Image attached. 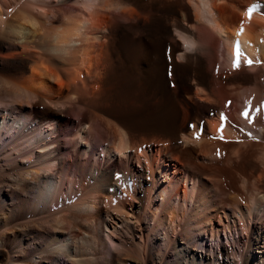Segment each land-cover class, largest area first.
Segmentation results:
<instances>
[{"label": "bare ground", "instance_id": "bare-ground-1", "mask_svg": "<svg viewBox=\"0 0 264 264\" xmlns=\"http://www.w3.org/2000/svg\"><path fill=\"white\" fill-rule=\"evenodd\" d=\"M245 6L225 15L229 28L213 0H0L9 264H96L80 235L104 248L101 264H264V181L248 188V170H264V0ZM200 28L221 40L219 80L245 67L228 81L253 85L231 86L221 109L204 69L219 48ZM172 40L174 60L171 48L164 54ZM129 63L146 95L159 90L167 116L154 134L168 138H135L110 109L109 86ZM181 150L184 158L170 154Z\"/></svg>", "mask_w": 264, "mask_h": 264}, {"label": "rangeland", "instance_id": "rangeland-1", "mask_svg": "<svg viewBox=\"0 0 264 264\" xmlns=\"http://www.w3.org/2000/svg\"><path fill=\"white\" fill-rule=\"evenodd\" d=\"M214 1V3H215V6H216V10H215V12H217V14L219 15V13L218 12H221L220 13V17H221V19H224V20H226V23L228 24V26H229V28L232 26V22L230 23V25H229V22L227 21V19H226V17L228 18L229 17V14L228 13H233V16H240L241 15V13L239 12L240 10L242 11V10H245L246 9V7L247 6H245L248 2H250L251 0H213ZM222 7L223 8H225V10L223 11V10H221L222 9ZM219 8H220V10H219ZM224 13H223V12ZM225 12H227V13H225ZM222 15V16H221ZM224 15V16H223ZM225 15H226V17H225ZM228 15V16H227ZM241 20H238V22L236 23V25L237 24H239V22H240ZM235 27H237V26H235ZM199 32L197 33L198 34V36H199V38L201 39V40H203L204 42H207V41H209V42H211L212 43V45H213V47H214V50L216 49V47H218L219 48V53H217V54H215L214 53V51H213V55H211V57L209 58V59H206L205 60V65H204V69H205V71L207 72L206 74H207V80L208 81H211V85H210V89H212L216 94L215 95H217V96H221V99H220V102H219V104H218V107H220V109H221V107H223V102L225 101L224 99H226V98H228V97H230L229 95H225V93L227 92V90H229V89H231V88H233V87H231V86H242V88H244V87H246L245 89H249V88H253V85H242V83L240 82V81H238L237 83H229V79L230 78H233V79H236V78H242L245 74H246V72H247V69L245 68V67H243V68H241L240 70H238L237 72H234V73H229L227 70L226 71H224V75H223V79H221V81L219 80V77H220V73H221V71H223V70H225V68L226 67H224L221 63V59L219 58L220 57V50H221V47H222V45H221V40H219L216 36H212L211 34H210V32L209 31H207L205 28H200L199 30H198ZM212 36V37H211ZM174 39V38H173ZM23 40H17V42L19 43V42H22ZM168 44H169V46H168ZM172 45V46H171ZM168 48H169V50H170V48H171V57L173 58V60L174 59H177L176 57V53H178L179 51H180V49L179 48H177V49H172V48H174L173 47V40L172 41H168L166 44H165V47H164V54L165 55H167L168 54V52H169V50H168ZM173 50V51H172ZM178 50V51H177ZM177 51V52H176ZM175 54V55H174ZM174 55V56H173ZM162 61V60H161ZM160 60H155L154 61V67H157V66H160L163 62H161ZM172 65V63H170V62H168V63H166V76H167V78H168V81H169V84H168V86H169V90H171V91H176V89H177V83L174 81V73H173V65ZM192 65H193V62H192ZM124 66V67H123ZM130 66V67H129ZM121 67V66H120ZM126 67H128V68H126ZM123 68H126V69H123ZM127 69H129V70H127ZM121 70V71H120ZM119 70V72L121 73L120 75L118 74L119 72H117V74H115V79H114V82H116V83H112V84H114L113 86L111 85V86H109V88H112L111 90L113 91L115 88V93L114 92H112L111 90H109L110 92H108V97H109V102L111 103V105H110V103H109V107L111 106V110H113L114 111V113H116V116L118 117V118H120L121 120H122V122H123V124H124V126H126V128L128 129V130H130V132H132L131 133V135L133 136V137H135V138H141V136H143L142 138H146L147 137V135L149 136V137H152V134L151 133H153V137H158V135H159V137L160 138H163V139H166V138H168V136H166V135H164V134H162L161 132L159 133V134H154V132H159L160 130L158 129V123H160V121H163L164 120V118L167 116V113L166 114H164L166 111H165V109H164V111L161 109L162 107H161V105L160 104H157V102L155 101V99L157 98V96L159 95V90L157 89H155L154 91H151L148 95H146V93H145V90L141 87V86H139L134 80V78H133V72H131V70L133 71V67H132V65H131V63H129V64H125V65H122V69H120ZM169 70V71H168ZM128 71V72H127ZM124 72H125V74L126 75H128L127 77H126V75L124 74ZM130 72H131V74H130ZM168 72H170L171 73V75L169 76V74L170 73H168ZM119 75V76H118ZM125 75V76H124ZM122 76H124V79H123V77ZM122 77V78H121ZM121 78V79H120ZM129 78V79H128ZM130 79H132V80H130ZM134 79V80H133ZM212 79L214 80V82L212 81ZM123 81H124V83H123ZM132 81H134V82H132ZM117 82L118 83H120V84H117ZM129 82V83H128ZM122 83V84H121ZM128 83V84H127ZM132 83V84H131ZM136 83V84H135ZM233 84V85H232ZM125 85V86H124ZM124 87V89H123V87ZM128 86H130V87H128ZM134 86V88L133 89H135L136 87V92H135V90H133L132 89V87ZM136 86V87H135ZM113 87H115L114 89H113ZM118 87H121V88H118ZM127 88V89H126ZM120 89L121 90H124L125 92H121L120 91ZM127 90H128V93H127ZM132 90V91H131ZM116 91H117V93H118V96L117 95H115L116 94ZM121 92V93H120ZM130 92V93H129ZM133 92V93H132ZM177 92H178V90H177ZM124 93V95H123V97H124V99L126 100V102H125V100L123 99V97H122V94ZM112 94H113V96H112ZM119 94L121 95L120 97H119ZM133 94V95H132ZM134 94L136 95V96H134ZM138 94V95H137ZM115 95V96H114ZM130 95V96H129ZM133 97H132V96ZM145 95H146V97H145ZM193 95V93H191V96ZM125 96H129L130 98H126ZM184 96V95H183ZM117 97V98H116ZM138 97V98H137ZM141 97V98H140ZM143 97V98H142ZM174 97V99L177 101V98H178V96L177 97H175V96H173ZM113 98V99H112ZM120 98H121V100H120ZM137 100H136V99ZM150 98H152V100H149ZM111 99H112V101H111ZM118 99V100H117ZM135 99V100H134ZM144 99V100H143ZM150 101V102H147L148 100ZM116 100V101H115ZM120 100V101H119ZM123 100V102H121ZM147 100V101H146ZM118 101V102H117ZM116 103V105H114L115 103ZM120 102H121V105L123 104V106L125 107V109H124V107H123V109H121V110H119L120 108H122V107H120ZM119 103V104H118ZM151 103V104H150ZM113 105V106H112ZM119 110H117L115 107ZM113 108H115V109H113ZM116 110V111H115ZM124 111H126V112H124ZM117 112L119 113L118 115H117ZM123 112V113H122ZM215 113V112H214ZM120 114H121V116H120ZM123 115V116H122ZM182 115V116H181ZM180 118L184 121V118H185V113H182V114H180ZM125 118V119H124ZM126 118H127V122H126ZM159 121V122H158ZM129 123H131L132 125H133V127H131L130 125H129ZM155 124V125H154ZM128 125V126H127ZM139 125V126H138ZM131 128H130V127ZM137 126V127H136ZM134 127H136V128H134ZM140 129H139V128ZM157 127V128H156ZM130 128V129H129ZM134 128V129H133ZM135 129H136V131H135ZM134 131V132H133ZM203 132L205 133L206 132V129L204 130V131H202L201 133H200V136H202V138L203 137H205L207 134L205 133V136H204V134H203ZM145 134V135H144ZM155 135V136H154ZM146 136V137H145ZM165 136V137H164ZM251 141V140H250ZM253 141H255L256 143H257V141L256 140H253L252 139V142ZM170 145V144H169ZM176 148H183L184 149V146H180V147H178L177 145H175L174 143L173 144H171L170 146H169V149L170 150H174V149H176ZM253 149H255L256 150V148H253ZM170 154H172L171 156H173V157H178V158H184V155L186 154L185 153V151H183V150H181V151H172ZM190 162H192L193 163V161H191V159L189 160ZM250 171V172H249ZM263 173V175H262V173ZM261 173V175H259ZM261 176H262V178H261ZM264 170L263 169H261V168H258L257 170H252V169H249L248 170V188L249 189H256V188H258L260 185H261V183H259V182H262V181H264ZM258 178V179H257ZM259 178H261V179H259ZM263 179V180H262ZM252 181H254V182H252ZM259 184V185H258ZM252 185V186H251ZM258 195H259V197L260 198H264V194L263 193H261L260 194V192L258 193ZM258 195H257V197H258ZM261 195H262V197H261ZM80 237V238H79ZM82 238H83V240H82ZM78 239H80V241H79V245L81 246V250L83 251V250H85L86 251V253H85V251H83V253L84 254H86V255H90L92 258H95V260H96V264H101V259H100V257L98 258V260H97V255H99V256H101L102 254H103V256L105 255V250H104V248L103 247H100L99 248V246L97 245V241L95 240V238L94 239H92V238H90V237H87V236H85V235H80V236H78ZM93 240V241H92ZM81 241H84V242H81ZM98 246V247H97ZM97 250V252H96V250ZM92 250V251H91ZM92 253V255H94V256H92L91 255V253ZM100 252V253H99ZM2 253H3V258H2ZM97 253V254H96ZM0 256H1V261H0V263H2V264H9L8 262H9V256L11 255L9 252H8V250H6V249H4V248H2V247H0Z\"/></svg>", "mask_w": 264, "mask_h": 264}, {"label": "snow or ice", "instance_id": "snow-or-ice-1", "mask_svg": "<svg viewBox=\"0 0 264 264\" xmlns=\"http://www.w3.org/2000/svg\"><path fill=\"white\" fill-rule=\"evenodd\" d=\"M248 63H249V65H251L252 62H251V61H248ZM236 66L239 67V61H238V60H237V64H236ZM244 115H245V117H246V116H247V113H245Z\"/></svg>", "mask_w": 264, "mask_h": 264}]
</instances>
